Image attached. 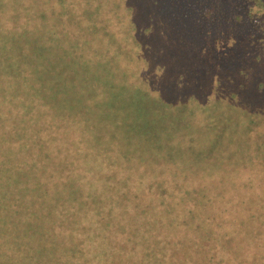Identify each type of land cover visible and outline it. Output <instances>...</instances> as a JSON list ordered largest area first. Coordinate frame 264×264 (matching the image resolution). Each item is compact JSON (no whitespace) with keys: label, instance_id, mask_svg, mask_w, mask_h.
I'll return each instance as SVG.
<instances>
[{"label":"trees","instance_id":"obj_1","mask_svg":"<svg viewBox=\"0 0 264 264\" xmlns=\"http://www.w3.org/2000/svg\"><path fill=\"white\" fill-rule=\"evenodd\" d=\"M229 1L0 0V264H264V9Z\"/></svg>","mask_w":264,"mask_h":264},{"label":"rangeland","instance_id":"obj_2","mask_svg":"<svg viewBox=\"0 0 264 264\" xmlns=\"http://www.w3.org/2000/svg\"><path fill=\"white\" fill-rule=\"evenodd\" d=\"M262 1V7H263V9H264V0H261ZM229 2H231V3H235L236 1L235 0H230ZM260 4V3H259ZM261 5V4H260ZM226 7H228V5L227 4H225V7L224 8H226ZM238 8L239 7H237V8H234L235 10H238ZM227 9V8H226ZM262 9V8H261ZM262 14V13H261ZM263 17H264V14L262 15ZM239 27H240V29H242V31H245L244 29H247V25H245V23H243V24H241L240 26H239V24L238 23H236V28L237 29H239ZM246 31H249V32H251L252 30H251V27H249V30H246ZM259 31L260 32H262V34H264V22L263 23H261L260 25H259ZM253 32H255V30H254V28H253ZM248 33L247 32H245V35H247ZM250 35V34H249ZM249 35H247V37L249 36ZM215 36H217V37H220V38H222L220 35H215ZM217 46H220V45H217ZM247 51H249L250 52V54H254L257 58H256V60L257 61H255V60H253L252 61V63L254 64L253 65V68L255 69V71H257V73H259V75L261 76V80H264V77H263V75H264V57H262V53H264V45H262V44H259L258 46H256V47H254L253 49H251V47L249 46V49H246ZM254 55H251V56H254ZM254 56V57H255ZM263 69V70H262ZM259 75H257V76H259ZM254 79H257V78H254ZM254 91V90H253ZM263 227H264V225H263ZM262 247L264 248V244H262ZM261 247V248H262ZM241 250V253H243V254H246V252H247V246L245 245V244H243L242 246H240L239 247V245H236V250ZM260 253H261V255H260ZM242 254V255H243ZM263 255H262V251L261 250H257V252H256V257H255V261H260L261 260V257H262ZM229 258H231L232 260H235L236 258H238V256L237 255H233V256H229ZM244 260H247V257H246V255L245 256H243L242 257Z\"/></svg>","mask_w":264,"mask_h":264}]
</instances>
